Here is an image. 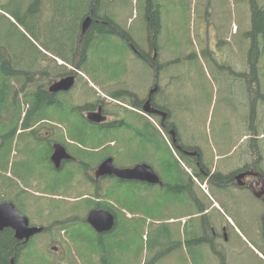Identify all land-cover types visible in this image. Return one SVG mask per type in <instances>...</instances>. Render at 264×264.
Returning a JSON list of instances; mask_svg holds the SVG:
<instances>
[{
    "label": "rangeland",
    "instance_id": "obj_1",
    "mask_svg": "<svg viewBox=\"0 0 264 264\" xmlns=\"http://www.w3.org/2000/svg\"><path fill=\"white\" fill-rule=\"evenodd\" d=\"M158 1L162 8L163 26L158 37L157 53L163 64L160 67L162 70L158 73L155 67L137 57L124 42L119 41L108 48L97 49L94 57L89 58V63H83L81 80L71 92H86L80 87L82 84L89 92L101 95L116 93V97L112 95L110 98L115 97L122 102L121 106H117V111L122 112L126 121L121 127L114 129L109 137L115 141L110 149L114 154L117 152L116 164L130 167L148 162L163 175L168 161H173L164 150V138L160 134L155 136L153 126L147 130L139 110L128 105L133 104L130 102V95L122 92L128 89L139 96H145L157 81L159 88L155 93L156 103L174 114L171 115V121L176 123L184 142L198 145L203 151L205 162L221 171L225 165L233 166L232 162L240 155L239 142L243 136L264 135V102L261 99L253 105L256 118H250V95L257 92V89H248L251 72L247 60L252 40V11L249 1ZM0 3L14 4H10L8 0H0ZM121 3L118 2L115 8L120 23L134 32L135 36L145 38L146 47L143 50L152 56L153 50L148 44L150 25L144 7L145 0H126L119 8ZM259 3L263 5L264 0H259ZM49 8L46 6L42 12L34 10L31 11L33 13H23V21L14 20L16 25L5 17L0 20V40L4 45L11 46L18 59L24 58L23 64H28L30 56L34 54L41 56V62L53 58L59 63L67 64L64 59L71 53L68 46L64 45L67 49L63 48V28L59 18L48 12ZM0 12L6 13L1 9ZM257 38L263 50L258 58L262 68L251 77L263 79L260 90L264 92V37L258 35ZM83 51L76 50L77 56L69 64L80 62ZM72 67L75 66L70 65L69 68ZM245 72L249 74L247 78ZM48 81L47 76L45 85ZM65 96L69 98L67 94ZM21 97L23 109L27 112L24 96ZM17 108L15 104H11L13 117L18 112ZM48 111L47 115H50L52 109ZM14 125V121H11L1 131L4 133L3 137L10 134ZM163 133L179 157L171 136L165 131ZM31 136L27 129L19 127L12 139V162L20 169L31 163L37 174L46 168L48 172L45 179L51 182L53 178L62 175V172L46 166L41 160L42 151H37L36 161L32 159V148L36 144ZM90 147L88 144L86 149L90 150ZM104 154L106 151L95 152L93 159L98 161ZM18 173L21 176L14 173L16 181L28 182L23 173ZM195 183L200 185L201 182L195 180ZM152 187L151 192L144 196H137L134 186H117L114 190L113 202L118 210L126 212L128 219L125 227L120 228L119 234H116L121 239L113 244L119 245L121 251L111 257V262L102 251L101 257L92 256L95 251H89L90 257L81 252L57 256L43 249L42 254L22 255L18 264H93L91 258L96 264H221L220 255L225 257L226 264H264V203L260 199L254 195L247 196L241 190L236 191V188L223 189L219 185H206L208 193L217 201V208L226 216L222 215L229 225L227 238L221 239V246L218 244L217 248L219 251H214L206 243L199 241L196 231H201L199 228L202 222L197 216L200 209L196 210L195 206L187 207L184 192H167L157 185ZM201 188H197L199 193H202ZM233 192L235 196L232 195ZM10 199L11 195L0 184V201ZM62 205L64 208L75 209L74 204L68 205L65 201ZM213 213L217 215V210ZM144 221L147 224V227L144 226L145 231L144 227L133 228L134 224ZM127 225L132 227L128 229ZM164 227L172 233V239L178 245L170 255L157 258L153 248L157 231ZM121 230L128 232L124 234ZM78 244L67 242L68 246Z\"/></svg>",
    "mask_w": 264,
    "mask_h": 264
},
{
    "label": "flooded vegetation",
    "instance_id": "obj_2",
    "mask_svg": "<svg viewBox=\"0 0 264 264\" xmlns=\"http://www.w3.org/2000/svg\"><path fill=\"white\" fill-rule=\"evenodd\" d=\"M34 1L36 2L38 0ZM41 3L42 0H39L40 6L42 5ZM114 4L115 0H62V27L64 29L65 46L79 51L84 48L87 50L88 48L89 50L93 49L96 45L108 47L115 40L116 35H120L132 52L137 57L145 60L142 51V47L146 45L145 38L135 36V33L131 30L127 29V31L123 29L122 31L120 28L116 27ZM152 27L154 26L152 25ZM155 37L156 34L151 36L148 31V44L150 45V49L153 50V55L149 56L148 61L162 68L163 64H161L158 58L157 47L152 45ZM137 40L140 41L141 46L137 44ZM69 74H74L76 76V83L73 87L75 88L81 80L80 70L76 67H72ZM51 84L52 82L49 80L46 89L48 92H51L49 89ZM157 84L158 82L156 81L145 96L143 95L144 97L134 92H128L127 94L130 95V102H133V104L128 105L139 110L140 117L145 120L146 125L149 115L144 111V105L149 98L152 99L153 108L166 111L161 108L162 105L157 104L155 101L157 96H155V93L158 91L151 94V91ZM80 87H83L86 92H71L73 88L67 92H58L59 98L61 99L60 101H65V94L68 95L69 98L67 99V103L74 105L73 115L71 114L73 117H78V115H80L90 124L106 128L105 132L107 133L112 132L114 129L126 123L122 112L117 111V106H121L122 104L120 103L122 102L115 98L117 96L116 93H112V95L115 96L112 99L110 98L112 95H101L98 92H89L82 84ZM260 99L264 102V92H252L250 95V118L253 120L256 118V110L253 105ZM99 109H101L104 116H107V120L102 123L89 121L87 117L88 113L98 111ZM166 112L168 113V111ZM150 120L157 130L159 129L161 132H155L156 137L159 134L163 136V128H165L169 135L171 129H175L168 125L172 122L169 113L166 119L157 112L150 114ZM52 122V120H46V122L40 121L32 124L26 129L32 132L34 142L39 144L45 152L48 151V160L52 168L58 170V172H62V175L53 178L51 182H47L45 174L48 170L44 168V171H40L39 174H37L36 171L31 168L30 163L22 169L13 167V164L9 170H1L2 176L7 173L8 176L14 177L13 172H21L25 179L31 182V178L34 175L38 176L36 182L39 183V187L26 185L25 182L19 183L16 181L17 183H15L12 179L6 180L4 177V180H0L3 188L11 195V199L8 201L13 202L17 209L29 218V226L41 228V231L32 234L29 239L24 238V240H20L22 244L16 248V253L19 255L42 254L41 250L45 249L49 254L57 256H67L79 254V252H81L85 253V256L90 257L89 251H95L92 256H100V252L102 251L111 262V257L121 251L120 246L110 244L109 241L102 242L101 244V237L106 236L113 229L100 232L88 221L89 212L96 208L107 209L115 215L116 225H114V230H116L118 226L124 228L128 216L125 211H120L116 208L112 199L113 192L117 186L127 188L135 184L136 195L144 196L150 193V187L153 185H157L164 191L169 192V187L173 189L174 186L180 183L179 179L183 183L180 184L184 186L181 191H183L186 196L185 204L187 207L193 208V206H195V209L198 208L202 210H199L197 213V216L202 222L199 228L201 231H196L199 241L206 243L209 247L212 246L213 248H210L214 251H219L217 249L219 248L218 244L221 246L220 240L225 237L227 238L229 225L223 218L225 215L215 205V199L211 195H207L200 185H196L193 177L190 176L191 174L185 173V169L187 170V163L189 162L191 165L197 166L201 174L208 175L205 179L207 184L213 181L223 189L231 187L236 188V191L241 190L245 192L247 196L254 195L264 203V135L256 137L243 136L239 142L241 144L240 155L232 162L234 163L233 166H231V164L225 165L224 169L221 171L214 167H211L210 170H203L200 168V158L203 154L199 153V155H193L192 152L198 150L184 148L181 144L178 130L175 129L177 144L173 143V145L176 150L178 149L183 154L178 157L181 167L177 170V173H181L180 178L177 177L176 180L166 175L164 179V176L156 171L160 181L154 184L141 180L122 179L115 174L97 177L96 170L100 163L106 158L113 157L115 165L118 166L116 164L117 156L111 153L104 154L100 160L96 161L84 154L73 153L70 146L66 143L52 139L51 135L53 131L54 133H59V126H64L63 123L54 122L58 125H56L58 128L54 129V127L50 125ZM57 142L62 143L71 154V158L64 160L60 168H56L51 160V155L54 152V144ZM71 142L78 144L77 141L71 140ZM113 142L115 141L110 138L105 141H98L101 145L97 147L96 150L108 149ZM32 157H34V155H32ZM187 158L190 160L189 162L186 161L188 160ZM42 160L47 164L44 155ZM66 165L67 168H64ZM70 166H75V168H70ZM217 172H220V174L216 180H214L213 176ZM171 179L174 180L176 184H172L170 182ZM6 184H10L11 186L6 187ZM198 187L201 188L202 193H199L197 190ZM232 195L235 196V192H233ZM63 201L67 202L68 205L74 204L73 207L77 210L72 209V207L71 209L64 208L62 205ZM109 205L114 206L113 210L110 209L111 207H106ZM214 210H217V215L213 213ZM13 232L14 237H16L14 230ZM68 241L79 244L77 246H68ZM177 245L178 243L172 239V233L164 227L157 231V239L153 248V253L158 256L157 258H161L170 255ZM91 260L93 264H96L94 259L91 258Z\"/></svg>",
    "mask_w": 264,
    "mask_h": 264
},
{
    "label": "trees",
    "instance_id": "obj_3",
    "mask_svg": "<svg viewBox=\"0 0 264 264\" xmlns=\"http://www.w3.org/2000/svg\"><path fill=\"white\" fill-rule=\"evenodd\" d=\"M120 1L122 3L119 4V8L126 0H120ZM120 1L118 0V2ZM243 1L245 2L249 1L250 8L252 11V15H251V27L252 28L250 31L252 35V40H251V49H250L249 57L247 60L251 75L249 76V74H247L246 72L244 73V75H245V78L249 76L248 77L249 91H251L252 89H257V92H262L260 90V84L263 81V79H260L259 77L252 78L251 76L253 75V73H255V71L262 68L261 63H259L258 61V58H260L261 52L263 50L260 47L261 42L259 41L257 36L263 35L264 37V4L260 5L259 0H243ZM8 2L10 4L11 3H14V4L5 5V4L0 3V9L8 13L10 16H8L4 12H0V20H2L3 17H5V18H8L13 24H15L14 20L23 21V18H22L23 13H26V12L33 13L31 11H34V10H35L34 12H38V11L42 12L44 11L43 9L46 6H49L50 8L48 12L54 14L55 17L59 18L60 25L62 26V11H61L62 0H42L41 6L39 5V0L36 2L34 0H8ZM115 2H117V0H115ZM118 2L116 3V5L114 4L115 5L114 9L118 6ZM144 7L146 10V15L148 17V23L150 25L148 28L149 35L152 36L156 34V37L152 45L156 46L157 50L159 51L158 37L162 31V26H163L162 25L161 4L159 3L158 0H145ZM114 17H115L116 27L120 28L122 31L123 29L127 30V27L120 23L118 12H116ZM152 25L154 27H152ZM62 31H63V36H64V29ZM62 40H63L62 41L63 48L67 49L64 47L65 39L63 38ZM119 41L124 42L128 46V44L125 42L123 37H121L120 35H116L115 40L110 44V46ZM137 44L141 46V43L139 40H137ZM108 47L104 45H96L95 48L90 49V50L89 48L88 50L84 48L82 59L80 60V62L76 64H69V62L73 63L72 60H75L77 56L76 50L74 48H68V50L71 53L70 54L71 57L69 56L68 58H66V60L64 59V62H66L67 64L59 63L57 59H53V58H47L46 59L47 62H41L39 59L41 58V56H39L38 54L31 55L29 63L23 64L24 58L18 59V56L15 54V51L11 48V46L8 44L4 45L2 41L0 40V139H1L0 141V180H2L4 177L6 180L12 179L15 183L18 182V181L16 182L13 176H8L7 173L3 174L4 176H2L1 170H4V171L9 170V168L12 167L13 164H14L13 167H16L15 163L12 162V153H13V140L12 139H13V136L16 135V132L19 130V127L23 126L26 129L30 127L32 124L40 122V121H45L46 119H50L53 121L50 125L54 127V129L58 128L57 127L58 125L55 124L54 122L63 123L64 126H59L60 131L57 129L60 132V134L57 132L54 133L53 131L51 137L54 140L66 143L68 146H70V149L72 150L73 153L84 154L90 159H93V155L95 154V152L100 153V152L106 151V154H109V153L114 154V152L110 148L104 149V150L103 149L96 150V148L100 147L101 145L100 143H98V141L107 140L112 134V132H109V133L105 132L106 128L97 127L93 124H90L84 117H81L80 115H78V117H73L72 113L74 112L73 110L74 105L71 103H67L68 98H66L65 101H60L61 99L59 98V93L58 92L56 93L48 92V90H46L47 85L45 86V80L47 79V76L49 77L50 82L53 83V81H55L56 79L64 77L70 73L71 71V69L69 68L70 65H74L80 71H83L84 69L83 63L85 61H88L89 58H93L95 55V51L97 49L108 48ZM143 47H142V51L144 54L143 56L145 58L144 61H146L153 67H155V69L158 70V73H159V69H160L159 65H156L153 62L150 63L148 61V58L150 55L143 50ZM122 92H132V91L125 89ZM21 96H24V101L26 102L27 107H28L27 112H25L23 109V106H22L23 99H21L22 98ZM12 103L18 107L17 108L18 112H16L15 117H13L10 111V106ZM161 108L168 111L170 117L171 115L174 116V114L165 106H162ZM49 109H52V112H50V115H47L49 113L48 111ZM59 119H62V120H59ZM11 121H14L15 123L14 128L11 130L9 135H6L3 137L4 133L3 132L1 133V131L5 129ZM147 121H148L146 125L147 130H148V127L150 126H153L154 129L156 128L155 125L152 124V121L150 119H147ZM168 125L178 130L175 122L169 123ZM163 129L166 132L165 128ZM155 132L161 133L159 129L157 130V128L155 129ZM30 134L32 135V132H30ZM31 137H33V135ZM163 138H164V145H165L164 150L171 156V158H173L172 163L168 161V166L163 176L165 177L166 175H169L171 178H174L177 180V177L180 178L181 173L180 172L177 173V170L180 169L181 164L179 162L178 156L174 152L173 148L170 146L168 140L164 136ZM180 139H181V144L184 148L195 149V150H198L199 153L203 154L202 149L198 145L184 142L181 136H180ZM71 140L77 141L78 144L80 145L74 142H71ZM35 144H36V147L32 148V155H34L32 159L36 161L37 151H42L41 160L44 155L46 157V162H47L46 166H48V168H52V165L50 164V161L48 160V155H47L48 151L45 152L43 148L40 147L39 144L37 143ZM88 144L91 145L90 150L86 149ZM2 147L3 149H1ZM177 152L179 155H183L181 151H179L178 149H177ZM116 153L117 152H115V154ZM203 155L200 158V168H202L203 170H210L212 166H209L205 162V160L203 159ZM41 160L39 163L42 162ZM186 161L189 162L190 160L188 159ZM186 167L188 171L185 169V173L189 175L191 174L190 176L193 177L194 182H195V179H198L202 184L206 182L205 179L208 177V175L201 174L198 171L199 168L197 166H194L193 164L191 165L189 162L187 163ZM64 168H67V165L64 166ZM70 168H75V166H70ZM16 174H19V173L16 172ZM219 174L220 172H217L213 176L214 180H216ZM31 179H32V182L29 180L28 182H25V184L31 185L34 187H39V183L36 182L38 180V176L37 178H35V175H34ZM179 181L180 183H182L180 179ZM170 182L172 184H176V182H174V180L172 179L170 180ZM180 183L174 186L173 189L169 187L170 188L169 192H175V191L181 192L184 186L182 185L183 183L182 184ZM211 183L214 185H218V184H215L213 181ZM5 186L7 187L11 185L6 184ZM132 186H134L136 189L135 184H132ZM151 189L152 187H150V192H151ZM106 207H111L110 208L111 210H113L114 208V206H110V205ZM146 225H147L146 221H144L141 223L134 224L133 228L137 229V228L144 227ZM131 227H132L131 225L129 226L127 225L128 229H130ZM146 227H144L143 231H145ZM9 228L10 227L0 230V264H13V260L15 264H18L20 257H22V255H19L18 253H16V248L22 243L20 240H17V238L14 237L13 229L12 228L9 229ZM120 228L122 227L118 226L116 230H114L115 228L113 227V230L109 234H107L106 236H102L101 244L102 242L104 243L105 241H109L110 244H113L114 242H118L121 239L120 238L121 236H117L116 234H119L118 230ZM120 232L127 234L128 230H121ZM220 258H221V264H226L225 257L223 255H220Z\"/></svg>",
    "mask_w": 264,
    "mask_h": 264
},
{
    "label": "water",
    "instance_id": "obj_4",
    "mask_svg": "<svg viewBox=\"0 0 264 264\" xmlns=\"http://www.w3.org/2000/svg\"><path fill=\"white\" fill-rule=\"evenodd\" d=\"M76 83V76L69 74L60 79L55 80L51 86L50 91L53 93L60 91H70ZM158 84L151 91V94L158 90ZM144 111L148 114L159 113L164 119L168 116V113L163 110H157L152 107V99L149 98L144 105ZM89 121L102 123L107 120V116L102 114L101 109L98 111L89 112L87 115ZM171 136L174 139V143L177 144L176 131L171 129ZM193 155H199L198 151L192 152ZM71 158V154L62 143L54 144V152L51 155V160L56 168H60L64 160ZM115 174L117 177L129 180H141L149 183H157L160 178L155 169L147 162L140 163L136 166L120 167L116 166L113 157H108L103 160L96 170V176L101 177L105 175ZM88 221L101 231H110L113 229L116 219L115 215L107 209H92L88 215ZM11 227L16 231V237L19 239H29L32 234L41 231L40 227H30L29 218L23 215L11 201L0 202V230ZM263 228H264V216H263ZM13 264H15L13 260Z\"/></svg>",
    "mask_w": 264,
    "mask_h": 264
},
{
    "label": "bare ground",
    "instance_id": "obj_5",
    "mask_svg": "<svg viewBox=\"0 0 264 264\" xmlns=\"http://www.w3.org/2000/svg\"><path fill=\"white\" fill-rule=\"evenodd\" d=\"M87 63H89V61L87 62ZM162 70V69H161ZM54 82V81H53ZM149 115V119H150V114H148ZM172 137V136H171ZM173 138V137H172ZM173 141H172V143H174V139H172ZM175 144V143H174ZM0 202H4V201H0ZM24 215V214H23ZM11 228V227H10ZM13 229V228H12ZM14 230V229H13ZM15 231V230H14ZM15 236H16V231H15ZM17 238V237H16ZM17 239H19V238H17ZM19 240H24V239H19ZM199 243V242H198ZM200 244V243H199ZM210 247H212V246H210ZM213 248V247H212ZM215 249V248H214Z\"/></svg>",
    "mask_w": 264,
    "mask_h": 264
}]
</instances>
